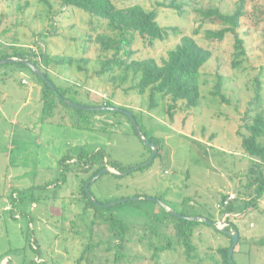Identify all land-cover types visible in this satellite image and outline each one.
<instances>
[{"label": "rangeland", "instance_id": "374dc122", "mask_svg": "<svg viewBox=\"0 0 264 264\" xmlns=\"http://www.w3.org/2000/svg\"><path fill=\"white\" fill-rule=\"evenodd\" d=\"M112 1L120 8L139 4L146 10L156 9L160 25L168 29V40L154 48L144 49L138 44L136 58L153 57L158 62L165 58L181 38L171 28L184 31L212 53L202 69L199 104L185 108L180 103L172 122L164 103L150 110L148 95L125 94L129 82L121 85L119 80L96 74L100 69L98 46L89 36L95 38L103 26L89 20L85 12L63 8L57 0L48 4L41 0H0V34L9 32L4 40L0 37V58L13 53L11 44L15 42L19 47L46 51L52 59H76L72 70L51 64L52 77L77 91L83 106L111 101L117 108H130L141 126L162 141L161 157L149 168L123 177L104 174L90 188L100 203L143 195L137 202L101 209L102 214L130 223L128 241L119 250L108 225L102 224L100 212L94 217L93 210L81 201L80 185L88 174L78 173L81 171L75 166L62 174L59 162L80 152L103 150L110 165L130 170L149 160L150 148L122 112L83 110L77 118L54 111L55 118L44 120L48 112L43 108L37 78L27 68L15 72L17 69L11 71L10 66H0V264H76L91 241L90 229L91 242L102 243L90 264H153L152 252L146 248L149 217L162 210L156 202L146 200L147 196L159 194L177 213L203 217L210 213L219 223L224 214L217 206L224 195H235L239 208L255 198V187L250 183L257 161L244 154L241 140L247 134L242 125L254 98L253 81L259 76L264 84V24L245 20L240 35L247 56L242 66L233 68V37L227 34L222 41L208 39L206 31L220 28L199 22L195 9L214 5L223 13H232L238 0ZM253 6L264 10V0L249 2L250 12ZM81 59L89 60V64L84 66ZM218 76L222 77V94L228 102L211 94ZM4 77L5 84L1 83ZM23 78L26 85L21 84ZM259 111L264 113V92ZM260 143L264 145V138ZM255 204L257 207L237 224L241 238L233 253L234 264H264V194ZM225 221L230 223L229 218ZM155 230L174 236L172 224ZM193 243L202 264H220L218 249L229 246L230 241L205 225L196 230ZM107 248H112L111 252H106ZM118 252L123 257L114 262ZM194 263L178 250L163 254L160 264Z\"/></svg>", "mask_w": 264, "mask_h": 264}, {"label": "trees", "instance_id": "16d2710c", "mask_svg": "<svg viewBox=\"0 0 264 264\" xmlns=\"http://www.w3.org/2000/svg\"><path fill=\"white\" fill-rule=\"evenodd\" d=\"M41 1L48 4L50 0ZM57 1L63 8L72 7L85 12L88 14L89 20H96L103 26L102 33L97 34L95 38H93V36H89L90 41L98 46V60L100 61V69L96 72V74L106 75L113 81L119 80L121 85H125L129 82L130 87L125 90V94L128 95L130 92H132V94L137 97H145L148 95L150 110L158 109L159 105L164 103L166 108L165 114L172 122L174 121V116L177 112V109L179 108L180 103H184L183 105L185 108L196 107L199 104L201 97L200 89L202 69L211 60L212 53L209 50L201 47L192 36L186 35L184 31H181L178 28H171L170 30L173 32V34H179L181 35V38L179 43L173 49L167 52L165 58H161L160 62H158L153 57L136 58L138 44L141 43L144 49L154 48L157 43L165 42L169 38L168 29L163 28L158 21V10H146L139 4L131 5L126 8H120L112 0ZM254 1L255 0H238L237 6L232 13H223L218 6L214 5H211L207 8L195 9V13L199 22L216 25L220 28L217 31H206L205 35L208 39L222 41L227 34H230L233 37V68H239L246 60L247 51L245 47V40L240 35V31L243 28L245 20L251 19L256 21L255 24L258 26L264 24V10L257 6H253L254 9L252 12H250L248 9L249 2ZM159 6L163 7L164 5ZM171 6L173 7V4ZM91 22L92 21H90V23ZM52 28H54L53 25ZM7 31H3L0 34L2 40H4L7 35H9V32ZM11 47L13 53L2 56L0 61L8 58L26 59L33 63L54 85L55 89L53 90L48 84H46L21 62L5 65L10 66V69H12L11 71H14V69L21 70L23 68H27L37 78L42 92V104L44 105L43 108L44 110L47 109L48 112V118L44 117V120H48L49 118L53 119V112L59 107L64 110L67 109L66 114H71L79 118L83 110L71 108L64 104V102L61 100V98H64L73 103L83 105L77 98V91L72 92L70 87L64 86L62 82L58 83L52 77L49 69L51 64H54V68L61 67L62 70H72L74 62H77L76 59H52L50 54L46 51H36L32 48H25L23 46L19 47L15 42L11 44ZM79 61L84 66L89 64V60L86 59H81ZM78 70L83 71V68L78 66ZM118 73H120V75L116 76ZM6 74L7 73H4L3 76ZM5 81L6 79L4 77L1 83L5 84ZM253 82L254 98L250 102V108L243 117L244 123L242 128L247 134L242 136L241 147L245 155L257 161L256 170H251L252 174L255 176L254 181L253 183H250L251 187H255L256 195L253 201L246 204L245 210H250L253 207H257L255 203L260 200L264 194V145L260 143V140L264 138V113L259 111L263 99L264 84L262 83L261 77L259 76H257ZM222 86V77L218 76V81L214 87V91L211 94L214 97L220 98V100L223 102H228L225 96L222 94ZM99 106L116 107L111 101L105 104H96L88 107ZM119 108L130 111L133 117L136 119L135 114L130 110V108ZM136 121L140 126L143 135L152 144H155L158 147V153L155 158L156 160L157 158L161 157V139L145 130L137 119ZM77 126L80 127V123H78ZM149 150L151 151V149ZM72 158L73 157L67 156L59 162L62 174H65L66 170L68 169L73 170V166L80 169L81 172L78 173L88 174V178L83 180L80 185V195L82 197L81 201L85 203L88 209L93 210L94 217L100 212L99 214L102 216L99 218L102 219V224L108 225L113 238L117 242V249L123 250L125 248V244L128 241V239H126V234L130 231V223L127 224L124 221L116 219L114 216L102 214L101 209H104L105 207H99L95 205L88 197L84 186L87 181L91 180L106 166H110L121 173L129 171V169H118L114 167L112 163L110 165V162L107 159V154L103 150H98L97 152L92 153L80 152L76 157H74V162L68 163V161H71ZM150 166L145 168L141 167L138 170H144ZM132 172H129L128 175H130ZM113 176L115 177V175ZM123 176L126 175L123 174L120 177ZM49 186L50 185L47 187ZM91 186L92 184L90 185L89 189ZM133 197L141 198L143 195L137 194ZM155 198L163 200L161 196H156ZM222 198V200H225L227 195H224ZM128 201L134 200L128 199ZM109 203L110 202H103L101 204ZM234 205L235 202H231L227 207L220 210L221 213L226 214L231 212L234 208ZM161 210V213H155L149 217V227L151 229L147 237L146 248L148 251L152 252L153 264H160L163 254L178 250L183 252L188 262L202 264V261H200L201 259L198 255L197 247L193 243V238L196 230L199 227L205 225L208 227L211 226L209 224L188 221L180 217L172 216L162 207ZM179 214L186 216H202L199 214L186 212H179ZM205 218H207L209 221H216L210 213H208ZM94 224L95 222L92 223V225ZM168 224H172L173 237L167 236L168 234L165 232L159 233L155 230V228L160 226H164L166 228ZM233 228L238 230L236 225L229 223V226L226 228V230H232ZM89 232V240L92 241V229H90ZM215 232L229 239L230 241L229 246L218 249V254L221 257L220 264H230L228 261V252L233 240L224 233L218 232L216 230ZM240 238L241 235L239 233L238 244L240 243ZM91 241L85 245L76 264H90L94 258L93 252L95 250L99 251V248H102V243L100 241L96 244L92 243ZM262 244L264 245V241ZM34 249L37 252L39 250V248L35 247ZM111 249L112 248H107L106 252H111ZM122 257L123 256H121L119 252L116 253L114 256V262L120 261ZM35 264L37 263L35 262Z\"/></svg>", "mask_w": 264, "mask_h": 264}, {"label": "water", "instance_id": "95a60500", "mask_svg": "<svg viewBox=\"0 0 264 264\" xmlns=\"http://www.w3.org/2000/svg\"><path fill=\"white\" fill-rule=\"evenodd\" d=\"M17 62H21V63L25 64L35 75H37L46 84H48L49 87H51L53 90L55 89L54 85L45 77V75L33 63H31L30 61H28L26 59L8 58V59L0 61V66L7 65V64H13V63H17ZM61 100L67 106H69L71 108H75V109L94 111V112L111 111V112H122V113H124L131 120V122H132V124L134 126V129H135L138 137L140 138V140L143 142V144L145 146H147V147H149L151 149V151H152L151 157L149 158V160L147 162H145V163H143V164H141V165H139V166H137V167H135L133 169H130L129 171H127L125 173H121V172H119V171H117V170H115V169H113V168H111L109 166H106L96 176H94L91 180L87 181L85 186H84V189H85L88 197L90 198V200L95 205H97L99 207L108 208V207L114 206L116 204L127 202L128 199L127 200L116 201V202L109 203V204H101V203L97 202V200L91 194L89 187H90L91 184H93L97 179H99L104 174H112V175H115V176H121L123 174L127 175L129 172H132L134 170H138L141 167L145 168V167L150 166L153 163V161L155 160V158H156V155L158 153V147L155 144H152L143 135V132L141 131V128L138 125L136 119L133 117L132 113L129 112V111H126V110H123V109H120V108H117V107H109V106L86 107V106H83V105H79V104L73 103V102H71L69 100H66L64 98H61ZM140 199L141 198H139V197L137 198L136 197L134 200L138 201ZM146 200H151V201L156 202L157 204H159V206H161L166 212H168L172 216L180 217V218H183V219L188 220V221H194V222H201V223L209 224L214 230H216L218 232H221V233H224L227 236L231 237L233 242H232V245H231V247L229 249V252H228V261H229L230 264H233V253H234V250H235V248H236V246L238 244V241H239V231L237 229H234V228L232 230H226V228L229 226V222L225 221V219H226L225 216L223 217V220L220 223L216 222V221H209L207 218L202 217V216L181 215V214L177 213L176 211H174L173 209L169 208L166 205V203L163 200L159 199V198L147 197ZM227 216L230 217V215H227Z\"/></svg>", "mask_w": 264, "mask_h": 264}, {"label": "crops", "instance_id": "0c3cea01", "mask_svg": "<svg viewBox=\"0 0 264 264\" xmlns=\"http://www.w3.org/2000/svg\"><path fill=\"white\" fill-rule=\"evenodd\" d=\"M16 71H19L18 69L17 70H15V72ZM23 79H25V78H23ZM22 79V80H23ZM22 80H21V84H22ZM26 80V79H25ZM27 81V80H26ZM24 85H26V84H24ZM41 92V91H40ZM42 94V93H41ZM56 112H58V113H62V114H65V115H67L66 114V110H64V109H62L61 107H59V108H57V110H56ZM73 158H72V160L71 161H68V163H70V162H74L75 161V158L74 157H76V156H72ZM108 159V158H107ZM110 167V166H109ZM112 168V167H111ZM114 169V168H113ZM60 170H61V168H60ZM56 187V186H55ZM154 195H156V196H159V194H154V193H152V195H151V197H156V196H154ZM191 204L190 205H193L194 206V204H192V202H190ZM159 206V205H158ZM204 207V206H203ZM202 207V208H203ZM216 207V206H215ZM245 207H246V205H243L241 208H239L237 205H234V208H233V210L231 211V212H229V213H226V214H224L223 216H225V218H229V220H230V223L231 224H234V225H236L237 226V224L240 222V219L245 215V214H248L250 211H252L253 209H255V207H253L252 209H250V210H245ZM158 209L156 208V209H154V211L156 212ZM157 213H158V211H157ZM227 215H230V217H228ZM223 219V218H222Z\"/></svg>", "mask_w": 264, "mask_h": 264}, {"label": "built area", "instance_id": "2783aa9c", "mask_svg": "<svg viewBox=\"0 0 264 264\" xmlns=\"http://www.w3.org/2000/svg\"><path fill=\"white\" fill-rule=\"evenodd\" d=\"M22 83H23V84H27L26 80H22ZM15 196H16V195H15ZM15 196L13 195V198H14ZM235 199H236L235 195H233V194H231V193H228L227 198H226L225 200H222V201L220 202V204H218V206H217L218 210H221V209L227 207V206H228L231 202H233ZM6 209H7V211H9V210L11 209V207H10V206H7Z\"/></svg>", "mask_w": 264, "mask_h": 264}]
</instances>
